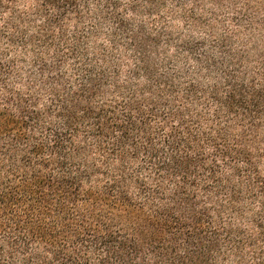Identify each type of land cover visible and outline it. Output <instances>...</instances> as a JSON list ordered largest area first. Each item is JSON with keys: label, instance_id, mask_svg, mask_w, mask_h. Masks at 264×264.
<instances>
[{"label": "trees", "instance_id": "trees-1", "mask_svg": "<svg viewBox=\"0 0 264 264\" xmlns=\"http://www.w3.org/2000/svg\"><path fill=\"white\" fill-rule=\"evenodd\" d=\"M0 264H264V0H0Z\"/></svg>", "mask_w": 264, "mask_h": 264}]
</instances>
